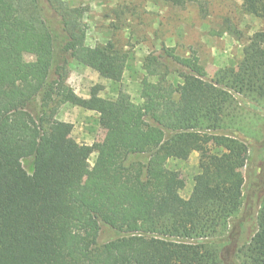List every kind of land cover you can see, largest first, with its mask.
I'll return each instance as SVG.
<instances>
[{
	"label": "trees",
	"instance_id": "1",
	"mask_svg": "<svg viewBox=\"0 0 264 264\" xmlns=\"http://www.w3.org/2000/svg\"><path fill=\"white\" fill-rule=\"evenodd\" d=\"M241 7L263 28L235 71L205 79L196 55L162 47L143 65L156 81L142 82V104L102 101L103 140L77 147L56 119L62 105L81 102L67 85L69 60L117 84L128 54L111 43L86 46L81 7L0 0V264H222V243L242 206L236 175L248 154L233 130L237 100L264 101V0ZM37 100L34 118L26 107ZM211 142L221 152L212 153ZM193 152L200 171L181 200L183 178L157 160L185 161ZM25 158L33 159L31 175ZM101 225L119 237L98 244ZM237 255L242 264H264V201Z\"/></svg>",
	"mask_w": 264,
	"mask_h": 264
},
{
	"label": "rangeland",
	"instance_id": "2",
	"mask_svg": "<svg viewBox=\"0 0 264 264\" xmlns=\"http://www.w3.org/2000/svg\"><path fill=\"white\" fill-rule=\"evenodd\" d=\"M63 3L84 9L88 27L86 46L111 43L128 54L127 69L117 84L69 60L67 85L81 102L62 105L56 119L77 147L103 140L105 130L99 110L102 101L125 96L136 105L142 104V82L156 81L147 75L143 65L162 47L173 48L181 57L196 55L203 68V78L211 79L220 70L235 71L248 39L263 28L260 18L242 10V0H186L184 7L174 6L169 0H63ZM225 23L236 32H227ZM25 60L31 62L34 57L26 54ZM169 80L182 83L175 76ZM237 102L239 127L233 130L240 131L238 136L247 140L248 154L245 166L236 175L243 189L242 206L230 222L229 238L222 243V264H242L237 250L256 232L264 201V101L239 98ZM26 110L37 118L39 101L27 105ZM209 149L212 153L221 152L212 142ZM95 160L96 154L92 153L88 159L90 167ZM157 163L163 169L180 173L184 186L178 191V197L188 199L194 177L200 171L199 154L193 152L185 161L160 158ZM22 166L31 175L33 159H23ZM118 237L117 232L101 225L98 244Z\"/></svg>",
	"mask_w": 264,
	"mask_h": 264
}]
</instances>
